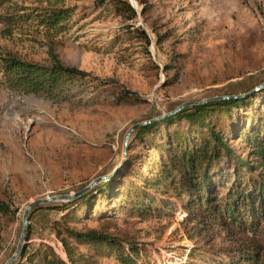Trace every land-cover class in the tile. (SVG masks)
Masks as SVG:
<instances>
[{
  "label": "rangeland",
  "instance_id": "374dc122",
  "mask_svg": "<svg viewBox=\"0 0 264 264\" xmlns=\"http://www.w3.org/2000/svg\"><path fill=\"white\" fill-rule=\"evenodd\" d=\"M95 1L0 4V54L12 52L24 61L45 64L52 51L63 66L97 80L112 79L141 100L134 106L114 105L107 97L90 103L80 94L74 103H55L42 95H17L0 86V191L13 210L12 216L0 217V264L14 250L21 214L29 203L75 193L94 178L110 174L91 189L110 182L106 191L90 195L91 211L78 204L73 212L77 221L66 226L135 242L147 254L144 264H205L223 259L231 248L250 244L264 254V238L258 243L247 233L196 217L176 201L171 213L137 217L127 214L121 196L116 197L134 177L148 178L142 165L156 157V147L165 142V129L138 139L134 137L138 127L129 135L121 160L122 138L130 126L186 102L248 93L264 81V0H127L137 10L131 22L116 17L107 3L98 6ZM54 6L71 9L65 31L57 35L33 19L10 26L5 21L11 14L22 16ZM125 24L143 30L149 44L120 34ZM261 89L229 111L230 121L223 117L233 126L223 130L224 142L239 156L246 147L236 131L244 123L258 124L256 118L264 116ZM183 124L178 125L180 133ZM221 166L222 172H228ZM58 204L40 206L30 214L26 242L28 249L46 244L64 261L52 231V222H58L61 213L45 209ZM97 264L116 263L112 257H99Z\"/></svg>",
  "mask_w": 264,
  "mask_h": 264
},
{
  "label": "trees",
  "instance_id": "16d2710c",
  "mask_svg": "<svg viewBox=\"0 0 264 264\" xmlns=\"http://www.w3.org/2000/svg\"><path fill=\"white\" fill-rule=\"evenodd\" d=\"M6 1L0 0V4ZM40 1L57 5L64 0ZM105 3L124 22L136 18L137 10L127 0L95 1L98 6ZM70 12V8L54 6L22 16L11 14L6 16L5 21L10 26L33 19L37 26L57 35L65 31ZM142 13L143 10L140 11ZM119 33L128 39L138 38L145 46L149 44L144 31L131 24L123 25ZM159 40L155 36V44H159ZM144 51L148 54L146 49ZM47 56V62L39 64L24 61L12 52L0 54V86L17 95H42L55 103H74L73 98L80 94L87 101L91 100L90 103L97 102L100 97L102 100L108 98L114 105L134 106L141 103L134 92L116 81L97 80L76 68L63 66L52 51ZM258 93L264 94V87ZM254 94L247 95L245 99L241 97L188 106L174 115L138 128L134 132V137L138 139L157 128L165 129V142L156 147L157 156L146 159L142 165L148 171V178L138 175L121 186V192L118 191L116 197L121 196L127 214L143 217L171 213L175 209L172 201H176L181 209H188L194 216L237 233H247L259 243L264 238V116L256 118L258 124L247 126L244 123L236 131L237 139L246 147L242 156L234 153L224 142L226 138L223 134L226 127L233 128L230 122H223V117H228L230 110L251 100ZM181 123L185 126L183 133L177 131ZM171 129L173 131L169 132ZM221 165L228 172H222ZM109 186L110 182H106L76 200L59 203L58 206H45V209L61 213L60 220L52 222V231L60 244L64 261L46 244L38 243L28 249L26 241L30 229L27 225L21 253L12 264H97L99 257H112L116 264H144L147 254L135 242L119 240L95 229L77 231L66 226L68 222L77 221L73 212L78 204L91 211L90 195L100 194ZM12 215L13 210L4 192L0 191V217ZM255 247L256 244H250L231 248L223 259L205 264H264V254Z\"/></svg>",
  "mask_w": 264,
  "mask_h": 264
},
{
  "label": "water",
  "instance_id": "95a60500",
  "mask_svg": "<svg viewBox=\"0 0 264 264\" xmlns=\"http://www.w3.org/2000/svg\"><path fill=\"white\" fill-rule=\"evenodd\" d=\"M263 87H264V81L261 82L259 85H257L255 88H253L252 91H250L249 93L243 94V95L220 96V97H212V98L204 99V100H200V101L186 102V103H183V104L179 105L178 107H176L174 110H172L169 113H166V114L160 115V116H158L156 118H153V119H150V120H147V121H143V122H140V123H137V124H134V125L130 126L125 131V133L123 135V138H122L121 160L124 158L125 147H126L129 135L135 129H137L138 127H141L143 125H147V124H150L152 122H155V121H157L159 119H163L165 117L174 115V114L178 113L179 111H181L183 108L188 107V106L202 105V104H205L207 102H212V101H220V100L241 98V97H244V96L250 94L251 92L257 91V90H259V89H261ZM118 167H119V165L117 166V168ZM110 176H111V174L110 175H104V176L96 177L92 181H90L85 187H83L82 189L76 191L75 193L57 194V195H53V196L37 199V200H34L33 202L29 203L23 209L22 214H21V229H20V233H19L18 239H17L16 244H15L14 250L11 253V255L2 264H12L13 262H15L18 259L19 255L21 253L23 244H24L25 236H26L28 218H29V216H30V214H31V212L33 210H35L36 208H38L40 206H44V205H48V204H52V203H66V202L72 201L76 197H78V196H80L82 194H85L86 192L91 190L98 183H100V182H102L104 180H107Z\"/></svg>",
  "mask_w": 264,
  "mask_h": 264
}]
</instances>
